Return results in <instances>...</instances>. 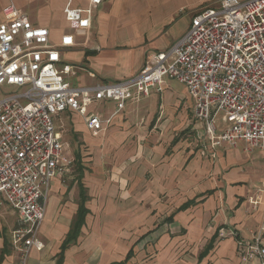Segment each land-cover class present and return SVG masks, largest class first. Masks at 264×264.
<instances>
[{
    "label": "crops",
    "instance_id": "1",
    "mask_svg": "<svg viewBox=\"0 0 264 264\" xmlns=\"http://www.w3.org/2000/svg\"><path fill=\"white\" fill-rule=\"evenodd\" d=\"M88 1L77 3L74 0L73 5L85 8ZM44 2L0 0V24L15 19V15L4 14V9L12 3L33 25L49 29L51 16L45 15ZM61 2L64 5L59 17L67 27L56 43L49 29L54 45L60 44L64 35L76 36V23L65 19L66 0ZM28 4L35 5L36 18H31L26 11ZM116 4L118 0L105 1L95 13L91 29L83 36H76L79 60L69 64L75 66L70 76L77 77L79 73V86L119 81L136 75L151 53L166 50L187 31L195 12L208 4V0L194 7L180 2L169 13H162L154 23L149 22L146 26L132 23L126 27L128 40L118 37L121 22L114 19L115 26L109 24L114 18L111 12ZM180 12L188 15L187 25L181 30L176 26ZM152 18L149 13L141 23ZM65 55L64 51L63 59L67 63ZM172 80L165 79L162 92L153 90L148 97L129 101L118 113L115 104L110 102L89 107L90 112L110 120L99 134L89 131L78 113L68 111L60 115L62 119L59 117L58 121L61 124L57 122V126L66 155L78 163L76 185L63 186L68 172L53 180L49 192V200L52 198L55 202L53 211L49 212L52 215L50 221L45 222V218L40 228V238L46 248L43 252L33 250L29 264H117L124 261L131 250L133 257L126 264H158L161 258L165 259V264H260L258 259L242 260L238 246L254 240L264 222V177L254 181L236 170L233 166L236 161L229 162L227 157L234 154L240 144L253 161L264 159V151L258 150L257 155L253 152L256 150H248L244 142L235 146L224 142L213 147L204 137L200 140L199 156H194L193 152H180L182 146L178 138L168 144L161 142L159 130L176 131L178 128L172 120L177 113L183 121L190 122L191 119L194 130L203 133L202 124L194 118V102L186 87L184 97L170 88L168 82ZM65 119L73 123L75 134L79 133L88 148L90 164H85L87 159L81 152H77L75 158L67 153L61 131ZM101 136V141L96 143L94 139ZM138 139L143 144L139 147ZM179 147L181 150L178 151ZM55 183L58 187L53 196ZM83 197L85 202H82ZM250 200H259V204L254 205ZM189 202L192 205L180 210ZM81 204L86 211L84 223L75 242L63 250ZM47 214L48 207L46 217ZM2 216L14 219V223L5 235L0 223V264H16L18 256L11 245V234L17 227L18 216L8 207L3 208ZM170 217L173 221L166 222ZM262 242L264 245V234ZM211 243L212 248L207 252ZM118 251L122 252L118 254ZM148 252L153 255H146Z\"/></svg>",
    "mask_w": 264,
    "mask_h": 264
},
{
    "label": "built area",
    "instance_id": "2",
    "mask_svg": "<svg viewBox=\"0 0 264 264\" xmlns=\"http://www.w3.org/2000/svg\"><path fill=\"white\" fill-rule=\"evenodd\" d=\"M105 1L79 8L66 0L65 19L76 23V36L91 29ZM4 14L15 19L0 24V213L8 207L18 216L11 234L16 264H29L33 250H45L40 228L53 180L74 165L57 126L64 112L78 113L99 134L110 120L89 107L110 102L118 113L129 101L162 92L170 78L186 87L194 118L213 147L244 142L248 150L264 151V0H208L187 31L151 53L136 75L92 86H74L66 77L75 66L63 53L77 46L75 35L54 45L50 30L33 25L14 4ZM263 234L264 222L254 240L239 243L242 260L264 264Z\"/></svg>",
    "mask_w": 264,
    "mask_h": 264
},
{
    "label": "rangeland",
    "instance_id": "3",
    "mask_svg": "<svg viewBox=\"0 0 264 264\" xmlns=\"http://www.w3.org/2000/svg\"><path fill=\"white\" fill-rule=\"evenodd\" d=\"M46 8L44 10L45 15L51 16V23L48 25L49 29L52 32V38H53V42L56 43L55 41L58 40V38L61 35V32L65 31V27H67L66 23L59 17L60 13H61V8L63 7L64 3L61 2V0H44ZM84 0H75V2L77 3H82ZM206 0H118V4L114 5L113 9H112V14L111 16H113L114 18H112V20L110 21V25H114V19L116 22H121L119 25H122V28H120L119 33H118V37L122 38V39H129V32L127 31V26L131 25L132 23L135 24L136 26H146L147 23L149 22H155L157 20V18H159L162 13H169L173 8H176V6L180 3V2H185V3H190L191 7H194L196 5H199L200 3L205 2ZM39 4V3H38ZM35 6V5H34ZM33 5H27V7L25 8L26 11L28 12V14H30V17H37L38 14L37 12L33 11L34 9ZM107 7L104 6L101 8V10L103 11L104 8ZM43 13V12H42ZM149 13H151V16H153L152 19H148L147 22H144V24H142L141 22L143 20H145V18L149 15ZM32 14V15H31ZM179 23L176 25L177 28L179 30L183 29L186 27L187 22H188V15L187 12H180L179 13ZM118 24V23H117ZM116 24V25H117ZM143 29V27H142ZM181 37V36H180ZM179 37V38H180ZM120 39V41L122 40ZM63 51V50H62ZM76 51V53H71ZM78 51V52H77ZM66 55L64 56L65 60H67V63L70 62H74L75 60H79V47H73V48H66L65 49ZM66 62V61H65ZM67 79L69 78L71 80V83L74 86H78L79 85V73L76 76H66ZM170 85V88L178 91V93H180L181 95H184L183 92L185 93V87L183 84L179 83L176 80H172L168 82ZM9 92V90H5V93ZM4 96V94L0 93V98H2ZM184 97H186V94L184 95ZM160 114V113H159ZM64 118V116H63ZM62 119V117L60 116V120ZM59 120V119H58ZM58 122V125L61 124V122ZM174 121V127H178L175 130H159L158 135H160V140L161 142H166V144H168L169 142L172 141V139H177L179 140L180 143V147L182 146V150L181 148L178 149L181 150L180 152L183 153H189V152H193L194 156H197L198 153H200L201 151V144L200 140H202L203 137V133H198V131L194 130L193 127V121L190 119V122H186L183 121V119L181 118V115L179 113L174 115V118L172 119ZM221 124V123H220ZM63 127L61 129V131H63V135H64V139L67 143V153L69 154V152L71 153V155L76 156L77 152H81L83 158L87 159L85 161V164H90L89 162H91L88 158L90 157L87 153L89 152L88 148L84 145L82 139H80L79 137V133L77 132V134H75L76 130L75 127L73 125V123L71 121H68L67 119L64 120L63 122ZM136 126V125H135ZM165 132V133H163ZM163 133V135H162ZM220 133V132H219ZM201 135V137H200ZM137 137H139L138 135H136ZM86 137V136H85ZM101 137L95 138L94 140L97 142L101 141ZM139 142L137 141V147H139L142 141L140 142L141 139H138ZM171 140V141H170ZM189 144V146H188ZM243 144H240L236 149H235V153L232 154L231 156L228 155L227 159L228 161H236V163H234L233 166H235L236 170L241 171L243 174L248 175L249 177H251V179H253L254 181H259L261 179V177H264V159H254L251 160L250 157H248V155H246L243 152ZM256 154L259 153L258 150L253 151ZM75 154V155H74ZM203 155H207V152H203ZM255 154V155H256ZM259 155V154H257ZM199 156V155H198ZM248 159L246 162H244L243 160ZM73 167L68 171L67 175L64 177V182H63V186H65L66 188L69 187L71 184H75L76 185V176H77V169H78V163L77 160L75 159V161L73 162ZM58 187V183L53 184V189L52 191H54L53 196H55L56 194V189ZM57 196V195H56ZM53 202L54 200L52 198H50L49 200V204H48V214L46 217V221H50L51 215L49 214L50 210L53 211ZM55 203V202H54ZM0 223L3 227V232L4 235L5 234H9L10 228L14 223V219H10L8 217H0ZM7 230V232H6ZM6 232V233H5ZM152 242V241H151ZM151 242H147L149 244H151ZM144 243V241L140 244V247L142 246V244ZM123 250V248H122ZM122 251H118V254L121 253ZM117 254V255H118ZM146 255H153V253L148 252ZM148 256V257H149ZM147 258H144L143 260H145ZM157 264V263H155ZM158 264H165V259L161 258V260H159Z\"/></svg>",
    "mask_w": 264,
    "mask_h": 264
},
{
    "label": "trees",
    "instance_id": "4",
    "mask_svg": "<svg viewBox=\"0 0 264 264\" xmlns=\"http://www.w3.org/2000/svg\"><path fill=\"white\" fill-rule=\"evenodd\" d=\"M82 202H85V197L82 198ZM190 205H192V202H189V203L183 205L180 208V210H184V209L188 208ZM85 214H86V211L84 209V206L81 204L79 212H78L77 221H76L75 225L73 226L71 232L67 236L66 241L64 242V244L62 246L63 250L67 249L71 243L75 242L76 236L80 232V228L82 227V225L84 223ZM172 221H173V217H170L166 220V222H168V223H170ZM212 245H213L212 243L208 245V247L206 249L207 252L212 248ZM132 257H133V250H131L129 252L128 256L126 257V259L124 261L117 263V264H126Z\"/></svg>",
    "mask_w": 264,
    "mask_h": 264
}]
</instances>
